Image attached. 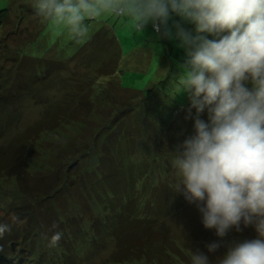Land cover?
<instances>
[{
  "label": "trees",
  "instance_id": "1",
  "mask_svg": "<svg viewBox=\"0 0 264 264\" xmlns=\"http://www.w3.org/2000/svg\"><path fill=\"white\" fill-rule=\"evenodd\" d=\"M32 14L38 16L36 12ZM23 17L18 18L22 21ZM10 18V9L0 11L2 40L8 38L1 33ZM36 20L46 21L41 16ZM85 23L91 27L90 33L77 55L62 59L56 50L50 49L43 57L29 58L22 51L27 61L15 62L21 70L18 73L21 99L39 87L48 94L65 93V101L56 103L54 98L49 100L51 95L38 91L42 96L38 104L45 107L42 119L34 129L10 140L8 146L12 147L0 150V175L20 191L19 210L30 223L27 229L16 230L19 234L7 231L0 237V264H75L84 254L86 264H191L192 252L198 249L207 253V244L182 247L171 239L173 229L169 226L190 205L176 192L179 177L172 165L177 147L194 132L196 114L195 109L189 113L190 97L184 92L177 93L187 51L181 43L171 47L163 28L158 31L151 23L156 35L161 36L159 40L167 44L159 66L160 76L148 90L129 89L121 78L125 60L122 61L121 43L111 22L94 19ZM168 24L171 29L179 24L194 34L195 26L178 16H172ZM27 47L24 45L22 49ZM145 63L149 65V60ZM74 68H82L84 72L76 75ZM28 70L31 76L28 75L27 81ZM18 94V90L0 93V110L4 117L7 115L0 140L5 139L4 132L14 127L17 115L11 108L19 104ZM200 118L207 120V111ZM114 141L118 147L115 153L122 157L120 162L127 164L130 156L135 166H127L117 178H113V164L109 161L105 165L107 151ZM46 145L63 149L70 158L58 167L56 160L52 167L41 164L37 168L34 157L39 156L38 161L42 162L40 157L51 149ZM95 146L102 152L95 155ZM56 157L60 159L59 154ZM92 163L99 164L98 170L105 173V184L94 182L90 189L94 195L87 193L83 204L73 203L80 204L77 210L71 209L73 204L65 207L61 204L63 198L84 187V174ZM134 170L140 173L137 180ZM23 181L27 187H23ZM47 198L52 203L47 204L44 200ZM88 205L92 213L87 211ZM50 207L53 214L46 215ZM192 209L197 208L194 205ZM38 210H42V215ZM15 218L17 222L24 220ZM64 219L67 224L62 222ZM189 221L190 216L186 217L185 225L177 227L184 228ZM3 222L4 219L0 223ZM14 225L17 224L12 225L13 229ZM248 228L247 236L255 238L254 228ZM203 231L201 237L205 241L200 243L220 239L214 230ZM56 233H60V240L53 245L51 238ZM40 239L41 243H36ZM220 256L223 255L219 249L210 254L213 264H218L215 259Z\"/></svg>",
  "mask_w": 264,
  "mask_h": 264
},
{
  "label": "clouds",
  "instance_id": "2",
  "mask_svg": "<svg viewBox=\"0 0 264 264\" xmlns=\"http://www.w3.org/2000/svg\"><path fill=\"white\" fill-rule=\"evenodd\" d=\"M33 6L76 41L88 37L85 21L103 16L125 18L137 31L152 22L169 38L172 16L195 26L193 34L174 25L187 51L177 93L189 95L196 116L172 165L176 192L220 239L205 246L207 253L193 251L191 264H213L210 254L241 225L252 226L256 238L232 241L215 261L264 264V0H34ZM205 111L207 120L200 118ZM9 230L0 223V237ZM59 240L56 233L51 243Z\"/></svg>",
  "mask_w": 264,
  "mask_h": 264
},
{
  "label": "rangeland",
  "instance_id": "3",
  "mask_svg": "<svg viewBox=\"0 0 264 264\" xmlns=\"http://www.w3.org/2000/svg\"><path fill=\"white\" fill-rule=\"evenodd\" d=\"M33 4L34 0H0V11L4 9H10V14L12 15V18H10L9 23L5 26V30L1 33V36L3 38L6 36H8V38L5 40H2L0 38L2 40L0 42V93L4 91L5 94H11L13 92L16 93L17 90L19 93V104L14 105L11 108L16 112L17 119L13 123L14 127H12L9 132L7 130L3 133L5 135L6 141L4 138V140L2 139L3 141L0 140V150H5L9 147H12L11 145H8L11 143L12 140H17L16 138L19 136V134L26 133L31 128L34 129L36 124L42 119L43 113L45 111V107L41 104H38L42 97L40 94H38V91H43L39 87H36L34 93L31 92L32 90L29 94L28 92L25 93V95L21 99V94L18 88L21 83V76L20 74L18 75V73H20L21 70L20 65L15 64V62H21V60L24 61L26 59L23 53L30 55L29 58H40L45 56V54L50 49H54L53 51L56 50L58 56H60V58L62 59L69 58L71 56L77 55L79 49H81L85 45L84 43L87 39L86 38L82 41H76L72 39L64 26L57 25L55 22L52 21L46 20L45 22L40 21L39 23H37L36 19L38 16L32 14L36 12ZM22 16H24V22L23 20L20 21L19 19L22 18ZM106 20L111 22L113 31L121 43L123 54L122 61L125 60L123 67H121V78L123 80L124 87H127L129 89H136L139 91L148 90L151 87V84L154 83L155 80H157V78H159L160 76L161 68H159V66L161 65V61L163 60V57L166 53L167 44L160 41L161 36L160 34L156 35V33L154 32L151 26L152 22H149L148 24L144 25L139 31H137L132 25V23L125 18L103 16L101 18L96 19V21L98 22H105ZM172 27L173 28L171 30L173 36L169 40L170 46L174 47L175 45H178L181 42L179 41V39L175 38L174 34L176 28L174 27V25H172ZM90 28L91 27H89V30ZM24 45H27L28 47L22 49ZM148 60L149 65H146L147 63H145V61ZM25 61H27V59ZM24 65L30 67V64ZM34 66H36V64ZM72 70H74V73L76 75H80L82 72H84L82 68H74ZM25 74V79L28 81L29 79L27 77L30 74L29 70L26 71ZM68 90L70 91V89ZM45 94L48 96L51 95L52 97L50 96L49 100L53 101L52 99L54 98V101L56 103L65 101V93L63 95L62 93H58V95H56L54 93L48 94L47 92L43 91V95ZM6 116L4 117L2 111L0 112V130L3 125H6ZM17 143L18 142H16V144ZM112 145L111 147H109V151H107L109 154L107 155L105 165L108 164L109 161L113 164L114 168L112 173L113 175H115V177L113 178H117L121 176V172H123V169H125L127 166L129 168H135V166L134 163L131 162L130 156L127 160V164L125 163V161L121 163L120 161L122 157L115 153L116 149L118 148L115 144V141L112 143ZM18 146L19 145L17 144V147ZM46 147H51V149H49L46 154L40 157L42 159V162L38 161L39 156L34 157L37 168H39L41 164H45V168H48L46 165H50L49 167H52L53 164L57 162L56 160H59L57 162V165L55 166L58 167L62 164L63 161H67L68 158H70L69 153H66L63 149L57 146L46 145ZM93 149L95 155L98 151L100 153L102 152V149H97L96 146ZM57 154H59L60 159H57ZM90 158L91 161H93V158L89 157V159ZM156 162L159 163L160 160L158 159ZM31 163H33V160L30 161V164ZM151 163L152 162H148L147 164L150 165ZM98 165L99 164L96 163H92L89 165V169L87 170L88 173L86 175L84 174L85 179L82 183L84 187H81L77 192L72 191L70 192L71 194H67V196L63 198L61 204L65 205V207L71 206L76 201H79L81 204H83L85 201L84 198H87V193L94 195L93 191H90L91 186L94 185V182H100L102 184H105L103 180V175L105 173H102L100 170H98ZM108 172H110V170ZM139 175L140 173L135 172L134 170L135 180L140 178ZM22 183L24 185L23 187H27L24 181ZM44 200L47 204L52 203V200H49L48 198ZM21 202L22 195L20 194V191L18 189L16 190V187H13L8 178L4 176L2 177V175H0V222H2V220L4 219L3 223H9V231L14 234L18 232L16 230H22L24 228L27 229V225L30 226V223L26 221L28 217H23V214L21 213L22 211L19 210ZM79 205V203H75L73 204L71 209L77 210V208H79ZM193 206L194 204L188 205L186 213L183 211V215L181 217L176 216L174 219V223L173 220H171V223H169V226L173 229L171 239H175L176 241H178V243H180L182 247H185L184 245L187 246L190 244L205 245L210 243L209 240L207 242L200 243L202 241H205V239L201 237V234L204 233L203 229L205 228L203 227L201 222V214L199 213L198 209H192ZM87 211L89 213H92L89 205L87 206ZM38 212H40L42 215V210H38ZM45 213L46 215H52L53 213L51 207L50 209L46 210ZM188 216H190L189 223H187L184 228L177 227L180 225H185V220ZM15 217H17L19 220L24 219L23 221L25 223H23V221L21 220L17 222V219ZM65 219L69 220L68 217H66ZM65 219L62 222L64 224H67ZM44 223L45 222H43V225ZM13 224H17L14 225V229L12 228ZM64 226L66 227V225ZM241 229L242 230L239 232H237L235 229L231 230L228 235L224 238V240L222 241L223 246L219 249L221 255L225 254V252L227 251V245L232 241H242L246 239L250 240V237L247 236L249 228L243 227ZM206 230L208 232L211 231L208 229ZM198 231H200L201 233L199 232L200 234H196ZM28 232L30 231L28 230ZM16 234H19V232ZM254 234L257 236L256 232H254ZM31 235L33 234L31 233ZM42 239L36 240V243H41ZM85 258L86 255L84 254L83 257L76 259L75 264H86Z\"/></svg>",
  "mask_w": 264,
  "mask_h": 264
}]
</instances>
